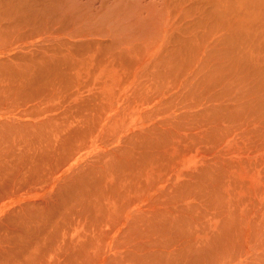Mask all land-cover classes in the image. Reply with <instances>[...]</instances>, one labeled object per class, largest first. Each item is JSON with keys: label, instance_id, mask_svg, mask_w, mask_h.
I'll return each mask as SVG.
<instances>
[{"label": "bare ground", "instance_id": "bare-ground-1", "mask_svg": "<svg viewBox=\"0 0 264 264\" xmlns=\"http://www.w3.org/2000/svg\"><path fill=\"white\" fill-rule=\"evenodd\" d=\"M0 264H264V0H0Z\"/></svg>", "mask_w": 264, "mask_h": 264}]
</instances>
